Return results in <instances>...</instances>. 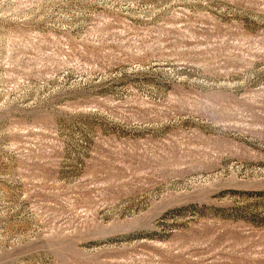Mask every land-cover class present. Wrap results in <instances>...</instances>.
Returning a JSON list of instances; mask_svg holds the SVG:
<instances>
[{"label": "rangeland", "instance_id": "rangeland-1", "mask_svg": "<svg viewBox=\"0 0 264 264\" xmlns=\"http://www.w3.org/2000/svg\"><path fill=\"white\" fill-rule=\"evenodd\" d=\"M0 264H264V0H0Z\"/></svg>", "mask_w": 264, "mask_h": 264}]
</instances>
